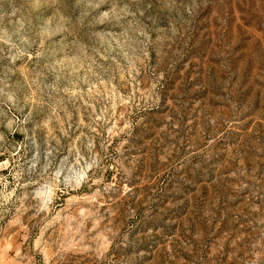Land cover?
<instances>
[{
    "label": "rangeland",
    "instance_id": "374dc122",
    "mask_svg": "<svg viewBox=\"0 0 264 264\" xmlns=\"http://www.w3.org/2000/svg\"><path fill=\"white\" fill-rule=\"evenodd\" d=\"M110 8L70 28L75 0H0V87L26 93L0 124V264H264V0ZM73 145L88 179L34 216L33 157L71 185Z\"/></svg>",
    "mask_w": 264,
    "mask_h": 264
},
{
    "label": "clouds",
    "instance_id": "9594fccd",
    "mask_svg": "<svg viewBox=\"0 0 264 264\" xmlns=\"http://www.w3.org/2000/svg\"><path fill=\"white\" fill-rule=\"evenodd\" d=\"M59 2H62V0H59ZM121 4L124 5L123 8H120ZM104 5H111L109 11L116 12L118 15H122L125 17L131 15L133 19L129 23H135L137 18L136 13L139 11L140 0H75V7L80 10L79 15L77 16L73 13V17L71 19L65 17V22L68 23L70 28H75L78 25L87 28V24L92 23L95 19V16H92L91 13L95 12L96 16L108 15V13L106 12L96 11L97 9H101ZM85 21H87V24L85 23ZM141 34L143 35V33ZM40 39H42L41 34L35 33L30 38L21 37L20 43L22 47H30ZM135 39L137 42V48H139L142 53L146 54V45L148 43L147 38L145 37L144 40H141L140 37L137 36ZM13 47H15V45H13ZM2 52L3 49H0V53ZM22 55H27V51L18 50L17 55L14 56L13 59L19 58ZM37 55H40V52H37ZM105 55L110 56L111 52L108 49H105ZM2 59H4V56L0 55V60ZM97 67L104 75H107L109 78H111V72L113 71V69L101 68L100 65H97ZM25 95L26 93L22 91V86H18L15 89L8 88L7 85H5L4 87H0V124H2L4 120L9 118L8 112L5 111V109L11 111V109L13 108L20 107L24 103ZM42 112L43 109H38L36 113V115L39 116V120L35 123V131L37 134L45 133V129L48 127V124H51L57 119L56 114L48 116L47 113H44L43 115H41ZM93 123H95V121H93ZM101 127H103V124H101ZM63 131L64 135L66 136L68 130L65 129ZM45 134L47 135L49 140L56 138L53 136L51 129H49ZM62 138L63 137L56 138L57 143H59V139ZM2 140H4V137L3 135H0V141ZM47 142L48 141L46 140L45 143ZM33 143H35V140H33ZM80 146L81 148H87L90 153L92 152V148L94 147V145L90 141L87 144H85L84 141H81ZM37 148L39 149V145H37ZM54 151L55 150H53L50 146L46 150V164L43 166V171L40 172L36 170L37 157H33V162L29 166V171L32 173V175L29 176L27 183L25 185H22V187L25 188L30 185L34 186L33 199L36 200V203L31 204V207L35 209L34 216H39L42 212H55L56 205L54 201L56 199V191L59 190L62 192H67L69 190V187L80 185L88 179L87 173L90 166L85 165L83 167H79L80 161H82L84 157L80 155L79 150L76 149L73 145L70 148V154H73L75 156V160L73 162H69L67 158H65L63 166L65 169H68V166L71 163V170L75 171L74 184H66L64 180L61 179V173L56 166ZM92 155L95 156L96 154L92 153ZM91 158L92 157L90 156V159ZM5 165H7V161H5L3 165H0V167H3ZM21 174H23V169H21V172L17 173V176L19 177ZM61 184H64L63 188L59 187ZM27 195H32V193H26V196ZM44 219H48V217L45 216ZM55 222V219H53L52 223ZM37 223H39V221ZM77 223H79L78 219ZM61 227L63 228L64 226L61 225Z\"/></svg>",
    "mask_w": 264,
    "mask_h": 264
}]
</instances>
